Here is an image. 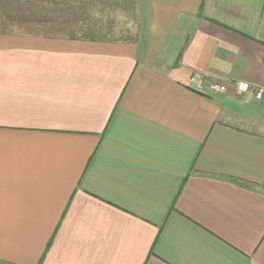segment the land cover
Segmentation results:
<instances>
[{
    "label": "crops",
    "instance_id": "obj_1",
    "mask_svg": "<svg viewBox=\"0 0 264 264\" xmlns=\"http://www.w3.org/2000/svg\"><path fill=\"white\" fill-rule=\"evenodd\" d=\"M236 80L264 85V0H0V264H264Z\"/></svg>",
    "mask_w": 264,
    "mask_h": 264
},
{
    "label": "built area",
    "instance_id": "obj_2",
    "mask_svg": "<svg viewBox=\"0 0 264 264\" xmlns=\"http://www.w3.org/2000/svg\"><path fill=\"white\" fill-rule=\"evenodd\" d=\"M230 81L228 82H225V83H219V82H213L211 83V88L215 91H225L227 89V86L229 85ZM231 84V83H230ZM243 84H246L247 85V88L246 89H242L241 88V85ZM233 85L236 89V91L238 92H247V91H250V90H253L254 91V95L255 97L257 98V94L258 93H261L262 91H264V85H256V86H253L251 83H249L248 81H243V80H236V81H233ZM264 98V96H262L260 99Z\"/></svg>",
    "mask_w": 264,
    "mask_h": 264
},
{
    "label": "clouds",
    "instance_id": "obj_3",
    "mask_svg": "<svg viewBox=\"0 0 264 264\" xmlns=\"http://www.w3.org/2000/svg\"><path fill=\"white\" fill-rule=\"evenodd\" d=\"M241 88L242 89H246L247 88V85L246 84H243V85H241ZM262 96H264V91H262L261 93H258L257 94V99H260Z\"/></svg>",
    "mask_w": 264,
    "mask_h": 264
}]
</instances>
